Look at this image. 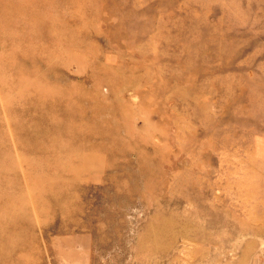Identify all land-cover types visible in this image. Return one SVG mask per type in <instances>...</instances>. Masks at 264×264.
Masks as SVG:
<instances>
[{
  "label": "rangeland",
  "instance_id": "obj_1",
  "mask_svg": "<svg viewBox=\"0 0 264 264\" xmlns=\"http://www.w3.org/2000/svg\"><path fill=\"white\" fill-rule=\"evenodd\" d=\"M0 264H264V0H0Z\"/></svg>",
  "mask_w": 264,
  "mask_h": 264
}]
</instances>
